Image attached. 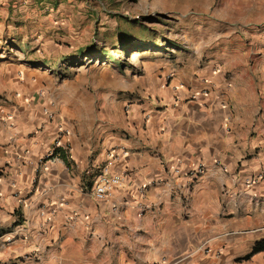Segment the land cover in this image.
Returning <instances> with one entry per match:
<instances>
[{"label": "crops", "instance_id": "1", "mask_svg": "<svg viewBox=\"0 0 264 264\" xmlns=\"http://www.w3.org/2000/svg\"><path fill=\"white\" fill-rule=\"evenodd\" d=\"M218 4L192 44L205 60L97 123L50 111L28 70L15 81L0 113V264H264V251L239 260L264 238V0ZM50 91L54 104L78 92ZM59 139L70 155L49 162ZM104 171L123 182L101 202Z\"/></svg>", "mask_w": 264, "mask_h": 264}, {"label": "rangeland", "instance_id": "2", "mask_svg": "<svg viewBox=\"0 0 264 264\" xmlns=\"http://www.w3.org/2000/svg\"><path fill=\"white\" fill-rule=\"evenodd\" d=\"M218 1L0 0V108L28 70L50 111L76 113L82 125L90 114L97 123L115 105L121 110V99L207 58L192 44L202 41L211 21L205 13L220 9ZM72 85L77 95L50 101L51 88Z\"/></svg>", "mask_w": 264, "mask_h": 264}, {"label": "built area", "instance_id": "3", "mask_svg": "<svg viewBox=\"0 0 264 264\" xmlns=\"http://www.w3.org/2000/svg\"><path fill=\"white\" fill-rule=\"evenodd\" d=\"M144 97L140 95L130 96L129 101L126 104V111L130 109L132 103L142 101ZM2 109L0 108V113ZM4 117L0 116V120H3ZM71 148L68 144L60 143V139L58 140L55 148L53 151L47 156V161L49 162H56L60 161L61 159H67L70 155ZM206 172L203 166H200L193 172V179H197L198 177L202 176ZM260 177L253 178L250 183L254 184L258 181ZM123 176L118 173H112L109 171L102 172L96 182L94 188V196L98 201L104 202L107 201L113 192L122 185ZM201 249V248H198Z\"/></svg>", "mask_w": 264, "mask_h": 264}, {"label": "trees", "instance_id": "4", "mask_svg": "<svg viewBox=\"0 0 264 264\" xmlns=\"http://www.w3.org/2000/svg\"><path fill=\"white\" fill-rule=\"evenodd\" d=\"M263 251H264V238L257 241L256 244L253 246L252 250L248 254H246L243 258H240L239 260H249L253 255Z\"/></svg>", "mask_w": 264, "mask_h": 264}, {"label": "bare ground", "instance_id": "5", "mask_svg": "<svg viewBox=\"0 0 264 264\" xmlns=\"http://www.w3.org/2000/svg\"><path fill=\"white\" fill-rule=\"evenodd\" d=\"M137 55H135V57H136Z\"/></svg>", "mask_w": 264, "mask_h": 264}]
</instances>
